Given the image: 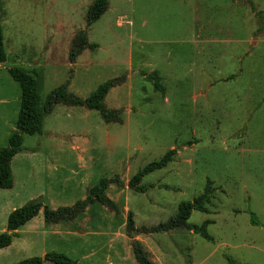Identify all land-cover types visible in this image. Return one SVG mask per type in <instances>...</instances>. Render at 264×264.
Instances as JSON below:
<instances>
[{"label": "rangeland", "instance_id": "1", "mask_svg": "<svg viewBox=\"0 0 264 264\" xmlns=\"http://www.w3.org/2000/svg\"><path fill=\"white\" fill-rule=\"evenodd\" d=\"M96 1L0 0L7 53L0 64V150L17 131L21 107L10 70L36 72L41 109L67 81L85 100L127 77L105 100L108 109L124 111L123 125L58 106L41 135L24 136L11 165L14 188L0 189V235L15 210L73 207L103 179L123 182L107 191L123 212L94 205L56 226L41 212L0 251V264L52 252L82 264H138L129 214L137 230L157 227L209 185L208 213L194 212L189 223H210L211 240L186 230L137 234L149 260L264 264V0H109L108 12L88 29ZM83 30L95 48L71 66L73 41ZM147 76L159 78L164 91ZM171 150L173 163L143 180L147 193L129 189L134 176Z\"/></svg>", "mask_w": 264, "mask_h": 264}, {"label": "trees", "instance_id": "2", "mask_svg": "<svg viewBox=\"0 0 264 264\" xmlns=\"http://www.w3.org/2000/svg\"><path fill=\"white\" fill-rule=\"evenodd\" d=\"M109 10V0H97L89 9L87 16V28L95 25ZM253 13H257L255 7H252ZM257 15H261L257 13ZM95 46L89 43L88 32L81 31L73 41L72 50L70 53V63L75 64L82 54L94 49ZM7 61V53L4 45V33L0 22V64ZM12 79L17 82L21 88V107L17 121V131L9 140L7 148L0 150V189L11 190L14 188V178L12 172V162L14 158L22 151L24 136H35L43 133L45 118L51 115L58 106L71 108H84L90 111H96L100 114L102 120L107 125H123L124 111L110 110L105 106V100L109 93L116 88L125 84L127 77L123 76L117 79L108 81L101 85L95 93L87 99H81L70 91V81H67L62 86L55 89L46 99L43 108H39V87L36 79V72H26L21 69H12L9 71ZM149 81L154 82L156 89L163 92L164 88L160 84L159 78L155 76H147ZM177 154L176 150L167 152L159 161H155L147 165L136 176H134L128 184L130 190L136 193L145 194L150 189L143 186V180L150 174L166 169ZM111 184L118 186L124 185L120 178L116 177L113 180L103 179L100 184L91 189L89 197L85 201L78 202L73 207L60 208L51 210L43 204H31L21 209L15 210L8 219L7 230L0 235V251L12 246L13 241L18 239L19 231L28 225L31 221L37 218L41 212L44 214L45 222L48 225H62L72 223L93 207L100 205L115 215H120L123 211L118 205L113 202L108 196L107 191ZM214 190L211 185L207 186L205 193L194 200V202L183 203L179 206L175 217L167 223L160 224L153 228H135L134 216L129 214L127 220V233L133 241V251L138 264H153L146 255L140 242L136 241L137 234H167L172 231L186 230L201 235L206 240L211 238L207 232L205 223L201 227L190 225L189 221L194 212L208 213L207 207L212 203ZM255 225H260L256 220ZM82 264L68 256L60 253H48L44 257H35L25 260L18 264ZM229 264H238L234 261H229Z\"/></svg>", "mask_w": 264, "mask_h": 264}, {"label": "crops", "instance_id": "3", "mask_svg": "<svg viewBox=\"0 0 264 264\" xmlns=\"http://www.w3.org/2000/svg\"><path fill=\"white\" fill-rule=\"evenodd\" d=\"M78 61V60H77ZM71 64V63H70ZM77 64V62L75 63V64H71V66H74V65H76ZM71 86H72V83H70V89H71ZM109 96V95H108ZM107 96V97H108ZM71 108V107H70ZM117 110H119V109H117ZM122 110V109H121ZM55 111V110H54Z\"/></svg>", "mask_w": 264, "mask_h": 264}]
</instances>
